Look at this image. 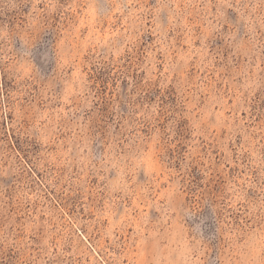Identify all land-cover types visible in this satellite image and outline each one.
<instances>
[{"label": "rangeland", "instance_id": "obj_1", "mask_svg": "<svg viewBox=\"0 0 264 264\" xmlns=\"http://www.w3.org/2000/svg\"><path fill=\"white\" fill-rule=\"evenodd\" d=\"M0 264H264V0H0Z\"/></svg>", "mask_w": 264, "mask_h": 264}]
</instances>
